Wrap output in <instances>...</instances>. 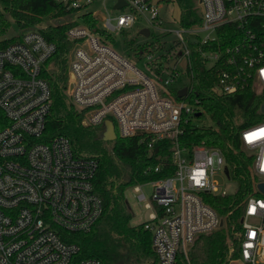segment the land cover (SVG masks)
Masks as SVG:
<instances>
[{"label": "built area", "instance_id": "built-area-1", "mask_svg": "<svg viewBox=\"0 0 264 264\" xmlns=\"http://www.w3.org/2000/svg\"><path fill=\"white\" fill-rule=\"evenodd\" d=\"M56 1L85 11L95 2L104 8L100 21L88 11L96 27L77 16L66 30V92L87 125L110 120L116 137H136L149 150L167 144L173 173L146 182L153 203L145 206L156 210L143 223L156 264H173L178 254L187 259L195 237L221 225L205 199L228 194L215 175L231 179L219 148L181 142L185 129L204 119L195 88L200 64L214 75V95L252 85L261 97L260 118L241 130L240 146L252 175L264 183V0H196L200 21L187 27L179 16L176 27L166 24L160 7L167 0H124L120 7L111 0L110 8V0ZM135 25L140 34L148 28L151 39L131 60L113 44ZM55 51L35 29L0 48V264H103L94 257L76 261L80 247L64 235L89 231L102 200L93 188L96 158L76 154L64 135L43 139L52 98L41 73ZM134 190L144 201L139 185ZM240 226L238 258L264 264V192L258 187L243 201Z\"/></svg>", "mask_w": 264, "mask_h": 264}, {"label": "trees", "instance_id": "trees-1", "mask_svg": "<svg viewBox=\"0 0 264 264\" xmlns=\"http://www.w3.org/2000/svg\"><path fill=\"white\" fill-rule=\"evenodd\" d=\"M0 1L21 32L38 30L56 44L55 53L45 62L41 73L50 85L52 98L43 139L64 135L70 140L76 154L94 157L98 162L93 188L102 200V213L89 231L64 234L66 240L76 242L80 247L75 260L94 257L103 264H116L122 258L119 249L128 246L135 252L136 259L152 257L153 264H156L151 233L144 228V223L134 226L129 223L133 213L125 191L128 187L173 173L167 144L149 150L136 137L118 136L112 141L103 140L104 127L82 125L83 111L73 105L66 92L67 54L70 47L66 30L73 21L58 19L81 11L79 18L91 27H96L97 20L82 8H67L56 0ZM167 1H174L178 5L181 26H191L200 21L196 0ZM53 19L57 21L51 22ZM5 29L6 25L0 27V34ZM3 42L0 40V43ZM142 47L144 45L139 48ZM197 71L203 74L202 79L195 82L203 110L201 116L208 117L213 125L186 128L181 142L189 146L203 142L219 148L231 179L237 182V189L232 194L205 196L207 203L221 216L222 223L213 231L198 234L188 250L187 259L183 254H178L173 264H227L239 256L237 235L241 227L243 201L248 194L253 193L254 176L240 146V132L259 120L261 97L252 85L233 94L214 95L210 90L214 81L211 69L200 64ZM157 166L158 170H155ZM124 172L127 173L126 177H123Z\"/></svg>", "mask_w": 264, "mask_h": 264}, {"label": "rangeland", "instance_id": "rangeland-1", "mask_svg": "<svg viewBox=\"0 0 264 264\" xmlns=\"http://www.w3.org/2000/svg\"><path fill=\"white\" fill-rule=\"evenodd\" d=\"M106 6L110 8L112 6V1H107ZM87 11H91L94 13L95 17L100 21V19L105 14L104 8L100 5V3L95 2L86 8ZM82 13L81 11L78 13H74L73 15H70L69 17H60L58 19L59 21H72L74 18H76L78 15ZM160 13L162 17L165 19L166 24L171 27H176V21L173 19H177L179 16V7L174 2L171 1L169 4H164L160 7ZM6 20V21H5ZM57 20H52L51 22H56ZM8 22V23H7ZM49 22V21H48ZM6 25V29L9 26V28L4 30V34H0V40H4L3 43H0V48L4 47L3 44H8L9 41H11L13 38L16 39L18 36L22 33L19 28L16 26V24L13 22L12 18L9 16V13L7 11L6 6L0 1V27H3ZM139 25H135L133 28L128 30L127 33H124L122 35H116L114 37V44L113 48L128 56L131 60H133V53L134 50L140 46L141 44L145 43L146 41L151 39L150 37H145L144 35L139 33L138 29ZM172 38V36L170 37ZM5 45V46H6ZM141 66L142 63H139ZM211 121L208 117H205L203 121L199 122V124L202 125H208ZM82 125H87L85 123V118L83 115V118L81 120ZM127 173H123V177H126ZM215 181L220 185V189L224 190L228 194H232L237 189V182L233 179H227L222 174H217L214 177ZM261 181V178H254L253 179V191H257V184ZM140 190L145 194V200L144 201H138L136 198L137 192L134 190V187H128L125 191V197L129 204V207L133 213V216L130 220V225H138L140 223H143V221L148 220V214L153 211L152 208H145L144 204L146 202H149L150 204L153 203L151 200V191L152 187L147 184H141L139 185ZM119 254L122 257L120 262H117L116 264H153V258L147 257L141 260L139 257L135 258V252L126 246L125 248L119 249ZM227 264H243V261L239 258L237 259H231L227 262Z\"/></svg>", "mask_w": 264, "mask_h": 264}, {"label": "water", "instance_id": "water-1", "mask_svg": "<svg viewBox=\"0 0 264 264\" xmlns=\"http://www.w3.org/2000/svg\"><path fill=\"white\" fill-rule=\"evenodd\" d=\"M125 2L124 0H118L117 4H116V7H120L122 5H124ZM144 36H148L149 34V30L148 28H144L140 31ZM185 93V88L181 89L179 92H178V95L181 96ZM103 126H104V130H103V133H102V137H103V140L105 141H112L114 139H116V134H115V131H114V125L113 123L110 121V120H105L104 123H103ZM225 172L227 173L228 172V169L227 167H225ZM257 187L262 191L264 192V183H259L257 185ZM222 223V222H221Z\"/></svg>", "mask_w": 264, "mask_h": 264}, {"label": "crops", "instance_id": "crops-1", "mask_svg": "<svg viewBox=\"0 0 264 264\" xmlns=\"http://www.w3.org/2000/svg\"><path fill=\"white\" fill-rule=\"evenodd\" d=\"M144 207L147 208V207L145 206V204H144ZM150 208H152L153 211L150 212V213L148 214V218H149L150 214L153 213V212H155V210H156L155 207H154L153 205H152ZM143 222H144V221H143Z\"/></svg>", "mask_w": 264, "mask_h": 264}]
</instances>
